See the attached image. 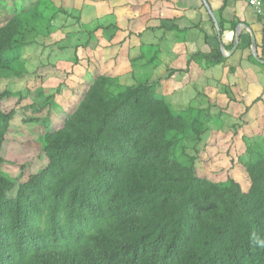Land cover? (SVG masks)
<instances>
[{
    "label": "trees",
    "instance_id": "obj_1",
    "mask_svg": "<svg viewBox=\"0 0 264 264\" xmlns=\"http://www.w3.org/2000/svg\"><path fill=\"white\" fill-rule=\"evenodd\" d=\"M50 12L36 4L6 15L0 81L12 71L6 54L49 27ZM198 56L224 61L219 49ZM12 95L0 87V264H264L253 238L264 241L260 147L242 162L245 178L220 182L176 154L181 140L201 139L205 113L175 115L151 85L98 76L61 121L45 107L50 97L8 109ZM17 121L42 130L44 165L25 178L21 165L12 179L3 149Z\"/></svg>",
    "mask_w": 264,
    "mask_h": 264
},
{
    "label": "rangeland",
    "instance_id": "obj_2",
    "mask_svg": "<svg viewBox=\"0 0 264 264\" xmlns=\"http://www.w3.org/2000/svg\"><path fill=\"white\" fill-rule=\"evenodd\" d=\"M110 1L94 0L95 10L83 18L82 0H0V26L7 14L36 4L50 6L49 16L54 14L49 27L47 22L42 23L25 45L6 54L12 71L1 79L0 87L14 93L6 107L10 109L19 98L27 103L34 99L44 103L48 96L52 103H44L45 107L49 106L61 121L79 105L86 87L98 76L116 77L122 87L146 83L175 115L194 110L206 115L201 139L181 140L176 147L178 158L200 160L198 173L216 181L245 178L241 166L250 158L249 148L257 145L264 154L262 91L256 100L259 106L253 107L255 103L251 104L246 89L231 88L233 80L225 66L216 74L192 70L175 75L149 74L141 64L132 68L126 62L121 64L117 60V14H112ZM87 18L90 24H82ZM13 137L3 149V171L7 177L18 179L24 165L25 178L44 165L38 157L42 130L33 124H21Z\"/></svg>",
    "mask_w": 264,
    "mask_h": 264
},
{
    "label": "crops",
    "instance_id": "obj_3",
    "mask_svg": "<svg viewBox=\"0 0 264 264\" xmlns=\"http://www.w3.org/2000/svg\"><path fill=\"white\" fill-rule=\"evenodd\" d=\"M94 3L82 0L83 18L95 10ZM108 4L112 14H117V60L121 64L126 62L131 68L141 64L149 74L175 75L192 70L216 74L225 66L232 89H246L253 107L259 106L256 100L261 90L264 103V64L250 60L253 35L257 58L262 56L264 61V12L256 15L242 0H112ZM81 23L90 24V19ZM238 27L239 42L232 52ZM214 49L223 54L221 64H206L199 58ZM192 57L198 58L191 61Z\"/></svg>",
    "mask_w": 264,
    "mask_h": 264
},
{
    "label": "water",
    "instance_id": "obj_4",
    "mask_svg": "<svg viewBox=\"0 0 264 264\" xmlns=\"http://www.w3.org/2000/svg\"><path fill=\"white\" fill-rule=\"evenodd\" d=\"M204 3H205V5H206L208 11L211 13V11H210V9H209L207 3H206L205 1H204ZM236 33H237V34H236V37H235V41H234V45H233L232 52H234V51L237 49V46H238V42H239V33H240V31H239V27H238ZM251 46H252V48H253V55H254V57L257 59V61H259L260 63L264 64V61H263V60H259V59L257 58V54H256V42H255V38L253 37V35L251 36ZM222 52H223L224 55H225V52H224V51H222Z\"/></svg>",
    "mask_w": 264,
    "mask_h": 264
},
{
    "label": "built area",
    "instance_id": "obj_5",
    "mask_svg": "<svg viewBox=\"0 0 264 264\" xmlns=\"http://www.w3.org/2000/svg\"><path fill=\"white\" fill-rule=\"evenodd\" d=\"M250 7L256 15H263V3L261 0H242Z\"/></svg>",
    "mask_w": 264,
    "mask_h": 264
},
{
    "label": "clouds",
    "instance_id": "obj_6",
    "mask_svg": "<svg viewBox=\"0 0 264 264\" xmlns=\"http://www.w3.org/2000/svg\"><path fill=\"white\" fill-rule=\"evenodd\" d=\"M253 238L257 241V243H259L262 246H264V241L259 240V238L255 237V236Z\"/></svg>",
    "mask_w": 264,
    "mask_h": 264
}]
</instances>
